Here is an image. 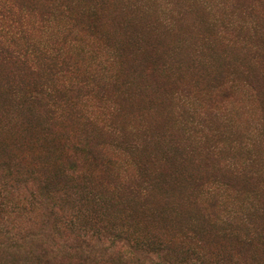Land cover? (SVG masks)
Segmentation results:
<instances>
[{
    "label": "rangeland",
    "instance_id": "374dc122",
    "mask_svg": "<svg viewBox=\"0 0 264 264\" xmlns=\"http://www.w3.org/2000/svg\"><path fill=\"white\" fill-rule=\"evenodd\" d=\"M263 19L264 0H0V154L50 176L70 156L85 163L80 146L102 150L113 167L88 185L54 178L95 194L148 174L133 233L155 235L164 258L104 240L85 264H264V38L253 37ZM32 84L47 93L20 126L13 93ZM56 206L74 216L56 199L24 212L35 223L23 247L43 238L65 264H83L47 216Z\"/></svg>",
    "mask_w": 264,
    "mask_h": 264
},
{
    "label": "trees",
    "instance_id": "16d2710c",
    "mask_svg": "<svg viewBox=\"0 0 264 264\" xmlns=\"http://www.w3.org/2000/svg\"><path fill=\"white\" fill-rule=\"evenodd\" d=\"M135 4L136 3H133V5ZM140 4L145 6L143 2ZM179 7L181 6L179 5ZM250 10L253 11L251 6L248 7V11ZM175 18H177V14H171L170 21ZM243 28L244 26L242 24L232 26L234 32ZM253 37H255V40L256 37L264 38V28L262 27L259 31L254 33ZM249 50H251V48ZM190 61L194 64L193 58H190ZM202 62L208 67H213V62L210 59L203 58ZM216 69L218 70V66H216ZM213 75L217 78V74ZM219 76L220 75H218V77ZM215 80V77L212 78L213 83ZM212 81L210 82L211 84ZM31 86H33V84ZM55 89L56 87L52 89V91ZM46 93L47 90L35 88L34 86L33 88L29 87L27 92L25 91L20 94H18V92L13 93L14 100L18 101L20 109L22 108L24 110V114L22 113L18 120L20 126L26 123L29 116L34 115L35 111L38 112L37 107L35 108L34 106L37 100L36 94L43 95ZM71 111L75 114L72 109ZM20 112L21 111H19V114ZM49 121L50 120H47L45 122ZM32 125L34 124L28 125L27 128ZM4 129L5 126H1L0 133L3 132ZM120 141L122 144H131L127 142L126 138H122ZM1 144L2 141L0 137V146ZM79 150L86 155L85 163L83 162L79 167L78 160L70 156L71 158H68V161H60L58 163V172L54 171L50 176H44L37 171L35 172L33 170L34 165H24L20 160L16 161L14 158L6 155L2 156L0 154V240L5 244L8 251V262H3L2 258H0V264H26L29 260H31L30 264H51L52 262H55L54 264H65L62 261V257H59V249L54 248L50 242L43 240V238H40L39 245L35 249L31 248L26 250L23 247L24 243L27 242L30 230L35 222L32 218H27L22 222L20 218L25 215L24 212L30 217V213L35 211V209L33 210L35 204H48L54 202L55 199L56 202H71L75 204V206L72 207V214H74V216L70 218H67L68 215H64L57 206L55 210L52 209L49 211L47 216L57 217L56 229H62V232H65L68 240L70 242H75L79 246L80 250L70 251L80 254L79 261L81 263H87L89 261L88 259L97 252L95 248L97 243H101L104 240H110L111 243L115 242L114 240L123 241L130 250L133 249L134 254L138 250H142L145 254L148 252L156 256L162 254L161 257L164 258V254L161 253L162 247L159 246L160 241L156 239L155 235L145 234L143 236L137 232L133 233L136 229L133 225H136L134 221L137 219V211H144L146 208V205L143 204L142 207H144V209H142L140 203L146 201L150 192L147 180L148 174L143 169L140 170L137 178L132 184L106 188L99 194L92 193L90 190L78 191V189H76L74 191L69 187L57 186L58 182H54L55 177L58 180L63 177L67 182L78 180L82 181L84 185H88L92 174L102 171L103 168L109 170L113 167V162L104 156L102 150L91 152L89 147L85 146H80ZM77 167L79 168L76 171L81 172L74 174V170ZM50 186H55L57 189L56 192L50 190ZM26 190L30 191L27 196L25 195ZM54 192H58V194L52 195ZM87 203L92 204L90 207L91 209L84 208ZM97 207L105 212V221H101L102 224H97L96 221L93 220L98 216L96 211ZM251 214L256 216L255 213L244 211L243 217L248 219L250 223H252ZM84 218L85 220H83ZM114 218L116 223L111 222ZM223 224L228 226L227 229L229 230V234L237 233L232 230V225L228 222L224 221ZM247 230H249V228H247ZM255 230L256 228H254L253 232H255ZM247 238L251 243V237ZM189 250L190 249H185L184 254L189 256ZM103 252L104 256L109 253L106 251ZM194 253L193 251V254ZM18 255H25L26 257H18ZM103 255H101L99 259H93V261H103L105 259ZM146 258L148 259V256ZM136 261L138 262V259Z\"/></svg>",
    "mask_w": 264,
    "mask_h": 264
}]
</instances>
